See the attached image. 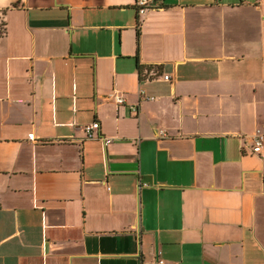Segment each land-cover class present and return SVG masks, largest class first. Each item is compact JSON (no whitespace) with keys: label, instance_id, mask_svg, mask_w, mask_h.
<instances>
[{"label":"crops","instance_id":"obj_1","mask_svg":"<svg viewBox=\"0 0 264 264\" xmlns=\"http://www.w3.org/2000/svg\"><path fill=\"white\" fill-rule=\"evenodd\" d=\"M134 3L0 0V264H264V0Z\"/></svg>","mask_w":264,"mask_h":264},{"label":"built area","instance_id":"obj_2","mask_svg":"<svg viewBox=\"0 0 264 264\" xmlns=\"http://www.w3.org/2000/svg\"><path fill=\"white\" fill-rule=\"evenodd\" d=\"M156 2H157V0H135L134 5L136 7L137 13L143 14L144 12H146L149 9L156 8L157 7ZM165 78H167V76H165ZM112 97H113V100L115 101V103H117V104L124 103V98L122 95L115 93V94H113ZM135 109H136L135 107H132V110H135ZM98 130H99L98 122H92V123L84 126V131H85L86 136L88 138H92ZM30 138H32V135H30ZM254 140H255V142L253 145V149L255 152H259V150L261 149V146H262V136L258 135L255 137ZM105 142H108V140H105ZM146 264H165V261L161 257H156L153 261L146 263Z\"/></svg>","mask_w":264,"mask_h":264},{"label":"trees","instance_id":"obj_3","mask_svg":"<svg viewBox=\"0 0 264 264\" xmlns=\"http://www.w3.org/2000/svg\"><path fill=\"white\" fill-rule=\"evenodd\" d=\"M0 35L4 34V28H5V25H4V20H3V12H0ZM142 67H139V70H141ZM147 70H149V68L147 67Z\"/></svg>","mask_w":264,"mask_h":264}]
</instances>
